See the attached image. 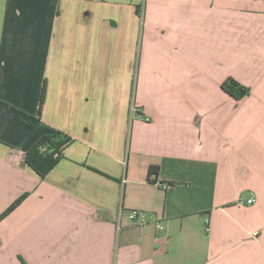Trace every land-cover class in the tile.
Masks as SVG:
<instances>
[{
  "label": "crops",
  "instance_id": "crops-1",
  "mask_svg": "<svg viewBox=\"0 0 264 264\" xmlns=\"http://www.w3.org/2000/svg\"><path fill=\"white\" fill-rule=\"evenodd\" d=\"M23 195L0 264H264V0H0V214Z\"/></svg>",
  "mask_w": 264,
  "mask_h": 264
},
{
  "label": "trees",
  "instance_id": "trees-1",
  "mask_svg": "<svg viewBox=\"0 0 264 264\" xmlns=\"http://www.w3.org/2000/svg\"><path fill=\"white\" fill-rule=\"evenodd\" d=\"M222 90L233 100L241 101L249 94V89L239 85L232 79L226 80L222 84ZM44 96V86L39 97V107L37 115H40L41 103ZM30 132L32 129L29 127ZM69 140L60 133L45 136L39 139L35 145L24 155V165L30 168L39 178L43 179L57 164L61 158V150L67 145ZM149 182L155 184V180H150L151 176L157 175V168H150L148 171ZM26 195L15 200L8 208L0 214V221L13 212L24 200Z\"/></svg>",
  "mask_w": 264,
  "mask_h": 264
},
{
  "label": "built area",
  "instance_id": "built-area-1",
  "mask_svg": "<svg viewBox=\"0 0 264 264\" xmlns=\"http://www.w3.org/2000/svg\"><path fill=\"white\" fill-rule=\"evenodd\" d=\"M135 110L134 106H131V113H133ZM159 188L162 191H168L170 189V186L167 184H160ZM254 203V199L248 198L246 199L243 204L246 205H251ZM124 212L122 210H120L117 214V230H120L121 228V221L123 219V214ZM126 220L128 221V223H130L131 225H138V226H147L149 224L154 225V227L156 228V230H158V232H163L164 231V227L162 224L158 223L157 220L154 217H149L147 216L145 213L139 212V211H130L126 214ZM205 230L207 231L208 228V218H204L203 221Z\"/></svg>",
  "mask_w": 264,
  "mask_h": 264
},
{
  "label": "rangeland",
  "instance_id": "rangeland-1",
  "mask_svg": "<svg viewBox=\"0 0 264 264\" xmlns=\"http://www.w3.org/2000/svg\"><path fill=\"white\" fill-rule=\"evenodd\" d=\"M40 97V96H39Z\"/></svg>",
  "mask_w": 264,
  "mask_h": 264
}]
</instances>
